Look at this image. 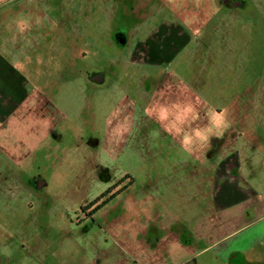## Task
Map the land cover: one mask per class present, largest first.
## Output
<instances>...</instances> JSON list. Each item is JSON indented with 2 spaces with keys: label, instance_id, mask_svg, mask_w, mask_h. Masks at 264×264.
Returning a JSON list of instances; mask_svg holds the SVG:
<instances>
[{
  "label": "rangeland",
  "instance_id": "374dc122",
  "mask_svg": "<svg viewBox=\"0 0 264 264\" xmlns=\"http://www.w3.org/2000/svg\"><path fill=\"white\" fill-rule=\"evenodd\" d=\"M224 1L0 0V94L7 80L52 94L41 104L32 92L11 131L0 121V157H10L0 159V264H242L244 251L249 264H264V0H227L242 5L233 10ZM140 4L149 13L127 19L133 6L147 10ZM99 68L109 73L97 85L88 76ZM170 81L174 96L161 103ZM220 111L228 126L199 141ZM92 133L103 145L92 155L109 169L101 177L75 160ZM217 137L227 145L220 155ZM39 143L60 153L44 188L27 192L18 163ZM215 163L220 185L239 175L258 195L234 234L230 210L207 214L171 189L195 196L190 175ZM126 174L135 184L97 210Z\"/></svg>",
  "mask_w": 264,
  "mask_h": 264
},
{
  "label": "flooded vegetation",
  "instance_id": "af4514ba",
  "mask_svg": "<svg viewBox=\"0 0 264 264\" xmlns=\"http://www.w3.org/2000/svg\"><path fill=\"white\" fill-rule=\"evenodd\" d=\"M225 3H229L230 4V10L233 9H238V7L240 8L242 5L240 4L239 1L235 2V1H224ZM142 9L146 8L148 10V5L146 4H140V6ZM226 7H228L226 5ZM135 6H133V8L130 10V16L127 17L128 14H126L127 19L132 20H136L138 21L139 19L141 20L143 15L145 16L146 14L149 13V10H143V11H136ZM216 14V13H215ZM134 22V21H132ZM118 39H121L120 36H118ZM111 72V70H110ZM109 72L106 71L104 68L103 69H98L95 70V72H91V74H89L88 78L89 81H91L92 83L95 82L97 83V85H100L106 82V77L107 74ZM161 81H155L153 82V85H160ZM151 87V90H152ZM40 91L42 92L43 96L45 97V99H41L40 103L41 104H47L49 102L48 99H51V95L50 93H48V91H43L40 89ZM154 92L151 93V95ZM45 100V101H44ZM30 110V109H29ZM21 113H23V111H21ZM16 118V117H15ZM10 120H12L11 118H7L4 123H3V130H9L11 131V127H10ZM56 130H52V136L53 133ZM100 138H97V135L92 133L90 136L87 137V139L84 141V144L80 147H76L74 148V152L75 154H77L78 159L77 160L79 163L77 164L78 167L81 165L86 164V167L92 168V166L95 168L94 170L92 169V171L98 176L101 177V175L103 173H105V175H107L109 173V169L107 168V165L105 162H103L102 160H98L97 156L92 155V153L94 152H98L101 149H103V145L101 144ZM31 145V144H30ZM219 143L214 144L213 146L215 147V150H219ZM84 146V147H83ZM32 148V152H30L26 157L21 158L18 165H20L22 168H20V172H19V177H20V182L22 183L23 188L25 189V191H30V192H37L36 189L40 188L43 189L45 186V181L44 180H49V176H48V172L50 171L49 168L52 170L53 167H56V165L54 166L53 164V160L50 159V157H58L60 150H59V144H50L49 146H46L45 144L39 143L38 146L36 147L35 144L31 145ZM64 147H61V149ZM73 149V148H72ZM109 151V150H108ZM116 151V150H115ZM219 152V151H218ZM110 156L115 158V155L113 156L111 154V152H109ZM97 157V158H96ZM0 159L3 160V162L6 161H10V157H6L5 152L3 151L2 156L0 157ZM95 160L99 161L100 163H95ZM93 162V164H92ZM5 167L6 170V165H3ZM106 169V170H105ZM203 176H201V179L198 180V182H196L195 188H197L195 196H192V194H190L192 196V199L195 200V198L198 199V196L200 197L198 202H202V205L205 204L206 208L211 207V202H212V195L214 193V191L217 188V177H218V173H217V167H215V171L214 170H208L205 173L202 172ZM10 177V175H9ZM103 177V176H102ZM36 182L39 184L36 187ZM133 184H135V179L130 175V174H126L124 176H121V178L119 179V181L112 186L111 188L107 189L99 198L98 200H96L94 202V204L96 203L97 205V210H99L101 207H103L108 201L112 200V199H116L118 197H120L121 195H123L125 192H127L128 190H130V188L133 186ZM36 187V188H35ZM110 196V197H109ZM109 197V198H108ZM190 198V196H189ZM234 257H239L238 255L233 256ZM240 258L242 259L241 263L242 264H249L250 262L243 256H240ZM239 259V258H238ZM230 262L233 264L234 262L231 261Z\"/></svg>",
  "mask_w": 264,
  "mask_h": 264
},
{
  "label": "crops",
  "instance_id": "0c3cea01",
  "mask_svg": "<svg viewBox=\"0 0 264 264\" xmlns=\"http://www.w3.org/2000/svg\"><path fill=\"white\" fill-rule=\"evenodd\" d=\"M152 65H155V63H151ZM157 65L159 63H156ZM7 84L5 85L6 86V90L3 94H0V101H2L3 103V107L0 109V121L1 123H4V121L7 119V118H11L12 116L16 115L18 112H21L24 110H29L28 109V106L30 103H32V99L33 98V95H32V92H36L38 93V98H40L39 100L41 99H45V97L43 96L42 92L41 91H37V88L34 89V91L32 92H27V90L25 89V86L23 84L20 83V81H17V80H14V81H10V80H7L6 81ZM172 82L170 81L168 85L164 86L161 91L162 94H160L158 96V92H154L151 96H153L152 98L155 99V95L158 96L157 100H159L160 98H162V101L161 103H163L164 100H166L168 97L170 96H174V93L175 92H172V89H170V84ZM169 90V91H167ZM158 93V94H157ZM181 95L179 97V99H181ZM184 99V98H182ZM156 100V101H157ZM158 103H160L158 101ZM5 105V106H4ZM2 111H4V114L2 113ZM136 114V113H135ZM132 115L133 114H130L131 118H132ZM151 115V113H150ZM145 114H142L139 121L142 120V121H145L146 124H149L150 122V118H147L145 120ZM143 118V119H142ZM151 118H152V115H151ZM135 119H136V116L134 118V121L132 122V124L135 123ZM155 119V118H154ZM139 121H138V124H139ZM115 124H117V121L115 122ZM133 126V125H132ZM122 130L120 131V134L122 132H124V129L121 128ZM229 134V132H228ZM219 137H217V140H216V143H219V155L222 153V150H224V148L227 146H224V144H222L223 141H221L220 139H218ZM117 140V139H116ZM115 140V144H117L118 146H115V150L117 151H120V146H121V142H117ZM106 148V147H105ZM203 161V160H202ZM215 166L217 167L218 169V165L215 163ZM201 176H203L202 174V171H196L195 173H193L192 175H190L189 177V180L190 182L192 183H195L198 182V180L201 179ZM219 176V175H218ZM239 175L235 176H230V179L229 178H226L224 180H221V185H220V182H219V177H217V188L216 190L214 191L213 195H212V204H211V207L209 208H206V207H202V202H198V210H207V214L210 212L211 215L212 214H219L221 213V215L227 213L228 210H230V231H232L233 233L231 234H234V232H237L239 230H241L243 227L239 228V226L237 225L241 220H243V217H244V211L248 210L247 207H245V203L247 200L251 199L252 197L255 198L257 197V193L255 192V190L253 189H246V187H242L239 185V181H240V177H238ZM243 176V175H242ZM188 177L184 176V177H177L176 180H172V182L174 184H178L180 183V186L184 184L185 180L187 179ZM187 181V182H188ZM183 189L184 191H180L179 194L177 193V195H179V197L181 199H187L189 198L190 196V199H192V196L188 193H186V188L185 186L183 187H178V186H171V189ZM177 197V196H175ZM199 196H198V200H199ZM194 200V199H192ZM185 207H186V203L183 202V204ZM242 205V206H240ZM235 206H238L239 209H237L238 211H233V207ZM215 210V211H214ZM227 217V220L228 218ZM148 237V236H147ZM150 242H154V239L153 237L149 239ZM246 251H244L242 254H246L245 253ZM233 254L230 256L232 257ZM246 256V255H245ZM248 260V259H247ZM249 261V260H248Z\"/></svg>",
  "mask_w": 264,
  "mask_h": 264
},
{
  "label": "clouds",
  "instance_id": "9594fccd",
  "mask_svg": "<svg viewBox=\"0 0 264 264\" xmlns=\"http://www.w3.org/2000/svg\"><path fill=\"white\" fill-rule=\"evenodd\" d=\"M185 112H190L191 108H186L184 109ZM159 118L161 120H165L168 118V109L166 108H161L160 109V116ZM210 127L207 128L204 131H197L195 133V137L201 141V142H207L209 134H211L214 130L217 133H221L223 129H225L228 124H227V118H226V113L225 111H220L219 113L217 112H212L210 113ZM192 137L190 136H185L184 137V144L185 146H188L192 143Z\"/></svg>",
  "mask_w": 264,
  "mask_h": 264
},
{
  "label": "water",
  "instance_id": "95a60500",
  "mask_svg": "<svg viewBox=\"0 0 264 264\" xmlns=\"http://www.w3.org/2000/svg\"><path fill=\"white\" fill-rule=\"evenodd\" d=\"M117 41H120V39H118V37H117ZM121 41H123V40H121ZM124 43H126V40H124V41L122 42V44H124Z\"/></svg>",
  "mask_w": 264,
  "mask_h": 264
},
{
  "label": "trees",
  "instance_id": "16d2710c",
  "mask_svg": "<svg viewBox=\"0 0 264 264\" xmlns=\"http://www.w3.org/2000/svg\"><path fill=\"white\" fill-rule=\"evenodd\" d=\"M98 200V199H97Z\"/></svg>",
  "mask_w": 264,
  "mask_h": 264
}]
</instances>
